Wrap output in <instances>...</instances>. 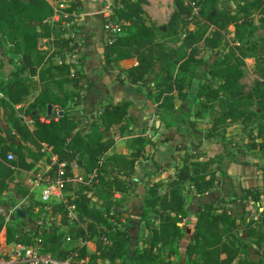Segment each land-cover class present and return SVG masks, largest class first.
<instances>
[{
  "label": "trees",
  "instance_id": "16d2710c",
  "mask_svg": "<svg viewBox=\"0 0 264 264\" xmlns=\"http://www.w3.org/2000/svg\"><path fill=\"white\" fill-rule=\"evenodd\" d=\"M70 1L67 12L82 2ZM54 14L55 7L47 0H0V40L9 46L8 60L13 64L6 76H0V110L5 121L0 125V195L17 186L12 179L14 169H32L45 156V146L66 163V176L70 177L64 184L65 202L52 206L51 212L75 206L83 224L78 235L95 244L93 253L85 245L66 249L62 246L65 232L55 228L40 234L43 249L60 258L76 252L87 256L88 264L98 260L110 264H117V260L119 264H173L170 257L179 252L191 211L192 230L183 248L184 264H264V207L258 216L249 217L254 204L261 200V192L252 181L229 198L242 207L237 218L221 205L223 197L192 201L191 206L184 192L188 186L192 199L210 193L220 177L232 175L227 167L237 164L255 166L264 175V166L243 161L234 152L244 153L246 149L254 158L264 156V35H257L264 29V0H120L115 9L113 18L122 23V34L103 46L101 75L114 72L116 80L138 85L155 74L151 98L157 108L173 110L175 99L185 100L195 76L203 72L206 82L195 88L201 108L196 116L202 117L206 110L213 113L203 138L195 141L178 132L186 139L176 148L183 151L181 164L165 184L157 181L145 188L140 217L149 231V242L136 249L130 248L128 228L114 222L111 208L116 194L124 197L130 191V179L138 161L146 159L150 141L130 134L128 114L133 102L129 99H110L88 128L80 130L82 115L75 108L80 101L72 99L83 90L84 74L75 70L72 76V64L66 62V56L77 53L79 45L67 36L60 22L49 20ZM191 23L194 28L189 30ZM42 39L48 40V48L41 47ZM206 49L217 53L211 61L203 56ZM15 57L18 62L13 61ZM131 58L136 59L134 65L124 69L117 66V62ZM246 59L255 61L252 69ZM34 84L39 87L37 93L27 101ZM65 85L74 90L68 91ZM50 105L58 106L60 113L40 120ZM159 116L166 127L176 126L164 115ZM235 124H241L245 134L224 142L226 130ZM125 136L129 137V152H111ZM208 140L222 141L223 152L206 155L203 147ZM9 152L13 160H7ZM76 154L83 157V171L92 177L94 187L85 181L73 182L70 163ZM93 196L101 201V207L92 204ZM61 215V223L67 225V211ZM3 225L0 215V231ZM238 227L246 240L237 235ZM16 231L15 225L6 226L8 242L15 240ZM251 245L257 249L256 260Z\"/></svg>",
  "mask_w": 264,
  "mask_h": 264
},
{
  "label": "rangeland",
  "instance_id": "374dc122",
  "mask_svg": "<svg viewBox=\"0 0 264 264\" xmlns=\"http://www.w3.org/2000/svg\"><path fill=\"white\" fill-rule=\"evenodd\" d=\"M66 4H68L67 0L53 3L57 10L60 11L63 10L65 7L67 8ZM224 4H229L231 6L234 5L230 1H225ZM119 6L120 0H117L116 3L114 2V0H111L110 3H106L103 10L101 11V32L104 23L103 12L106 9L110 8L111 13L113 14L115 9ZM60 15V23L68 22L71 28H73V31L78 30L79 26L76 24L77 22L74 16L64 17L61 12ZM192 20L194 19L192 18ZM87 22H89V20H87L85 24ZM120 24L122 25L121 22ZM193 28L194 24L191 23L188 25L189 30ZM99 30V26H96V40L94 39L95 37L91 35L92 37H90L88 41H85L84 44L82 43L81 46V53L85 55V72L87 76L85 74L83 75L85 76L81 81V87L83 88V90H81L79 97H74L72 99V101H75L76 98H78V100L80 101V103L75 106V108L80 112L79 114L82 115L80 118L81 131H85L88 128V125L91 120L96 118V116L104 106L99 101L100 99H98V96L100 95L99 93H102V90L99 89L100 86L103 83H106V81L113 79L116 76L114 72L106 73L104 76L101 75L102 73L100 66V57L102 56L103 46L106 43L103 42V32L101 35L98 33ZM228 32L229 37H231L233 35L232 26L228 28ZM257 35H264V29L260 30ZM40 45L42 48H48V40H40ZM8 47L9 46L6 45L4 41L0 40V76L3 77L6 76L13 68V64L8 60L10 56ZM77 53L74 52L73 54L67 55L66 62L72 64L71 67L73 71L79 70L81 72L83 70L82 67L84 66V58L77 57ZM216 55L217 53L215 50L206 49L203 52L204 58H206L208 61H211ZM13 61L18 62V59L15 57L13 58ZM55 62H59V59L55 58ZM246 63L248 67L252 69L255 64V61L251 59H246ZM128 64L129 63H127L126 66ZM95 68H99L100 73L96 74L97 72H95ZM203 75V72H200L195 76L192 83V87L188 88V97L185 100L182 101L177 98L175 99V108L173 110L157 108L156 104L151 98L154 91L153 84L155 74H151L150 76H148L145 83L138 84L137 88L140 90H135V87L131 85V83L130 85L122 86L120 94H118V96L122 97V99H128V97H132V100H134L136 105L139 107L136 109H140L144 112L145 120H140L131 115L137 114L134 108L131 107L129 109L128 117H130V134L143 135L150 141V144L146 147L145 151L146 159H141L140 161H138L135 168V172L133 173L130 179V191L124 197L119 194H116L117 200L113 202V208H111L114 222H116L119 227L128 228L131 239V249L147 246V243L149 242V231L145 228V222L140 217V213L144 203L143 192L145 188L148 187L150 183L157 181L165 184V182L169 181L170 177L174 174L176 166H179L181 164L180 156L181 154H183V151H178L176 150V148L180 146L179 143L183 142V140H185L186 142V139L181 137L178 132L188 134L192 136L193 139L196 141L200 138H203V136L208 132L211 126V123L213 121V113L210 110L203 111V116L200 118L196 116V112L201 108L199 107L198 100L195 97V88L199 83L206 82V80L203 79ZM115 81H117L115 84L118 85L119 81L116 80V77ZM38 88L39 87L37 84L33 85L32 93L27 97V101H30L33 98V96L37 93ZM65 88L70 91L74 90L71 85H65ZM85 90H88L87 98L84 97V93H86ZM89 91H92V93H90ZM91 96L93 97V100H98L94 104V106L91 109H88V107L85 106L82 107L81 104L86 103L87 99ZM148 100L152 102V105L148 103ZM216 109L217 108L215 107V110ZM57 112L58 111H56V108L50 105L42 113L40 120H48L49 118L56 116ZM160 114L164 115V117H166L168 121L176 123V126H178V128H176V126L174 128L166 127L164 125L163 120L159 116ZM0 124H4V115L2 114L1 110ZM244 134L245 131L242 130V125L235 124L230 126L226 130V137L223 141L225 142L227 140H238ZM128 138L129 137L125 136L122 139L118 140L111 152L128 153L129 150L126 147ZM161 141H167L171 143H169V148H166L167 150L161 151V154L159 155L161 157L159 158L160 161L158 163V161H156L154 157L160 152V150L158 149V143H160ZM168 150L172 152V157H170V159H163L168 155ZM203 152H205V154L208 156L221 154L223 152L222 141L214 143L211 140L205 141ZM234 152H237V154L240 155L239 157L243 159V161H246L248 163H257L259 166H264V156L262 158H254L252 156V152L246 149L244 153L236 149H234ZM153 162H155V166L153 165ZM72 165H76L78 167L77 169H75L76 180H74L73 182L85 181L89 183L91 187H94V181H91L92 177L90 175H86L83 171V157L81 155L76 154L74 156V161L72 162ZM227 173L232 174L233 176H227L226 178L220 177L219 183L215 186V188L210 193L205 194L201 197H196L192 199V192H189L188 186H186L184 188V192L186 193L188 204H191L192 201L194 203L203 200H210L211 198H214V196L223 197L224 201L221 202V205H225L226 208H229L232 214L237 218L241 214L242 207L239 203H231L229 201V198L231 194L235 192V190H238L240 188V186L247 187L250 184L249 182L252 181V186L254 188H258L261 192V200L259 203L254 204V207L250 210L249 217L255 218L256 216H258V212L264 207V175L261 174L260 170H257V167L252 165H250V167L243 168V171L240 170L239 167L236 165L231 166L229 168L227 167ZM16 178L18 180L22 179V177L19 176H16ZM163 190L164 187L161 188V192H163ZM23 193L24 192L21 190H18L16 192H7L5 195L0 196V204H3L6 207L13 208L16 204H20L22 198L26 197V195ZM92 204L96 207L102 206L101 201H99L94 196L92 197ZM191 206L193 205L191 204ZM6 214H4V216ZM192 214L193 213L190 211V221L188 225L184 226L185 235L179 242L178 254H174L170 257V261L173 264H184L185 262L183 248L190 239V233L192 230L191 222L193 221ZM70 215L71 216L69 217L67 225H63L61 223V219L57 218L56 220L50 221L46 224L44 223L43 227L35 226L34 229H32V232L36 234L34 235V237L38 236L37 234H41L44 231H51L57 228L58 230H63L65 232L62 244L64 248L70 249L76 245H78L79 247L85 245L87 251L89 253H93L95 250V244H89L90 242L87 243V241H85L83 237H80L78 235L79 232H81L83 229V224L79 221L76 214V210H72L70 212ZM7 216L9 218V213L7 214ZM33 217L34 216L29 213L27 217L28 219L20 220L15 214H13L9 220L10 222L16 224L17 234H19L21 227L26 224L28 225V223L32 220ZM151 217L152 215L149 216V218ZM101 235H103V233ZM237 235L241 236V238H243L244 240L247 239V237L242 234L240 227H238L237 229ZM68 236L69 239L67 238ZM250 250L252 258L256 260L258 258L256 247L254 245H251ZM165 259L167 258L165 257ZM116 262L117 264H119L120 260H117ZM97 264H110V262H108L107 260H98Z\"/></svg>",
  "mask_w": 264,
  "mask_h": 264
},
{
  "label": "built area",
  "instance_id": "2783aa9c",
  "mask_svg": "<svg viewBox=\"0 0 264 264\" xmlns=\"http://www.w3.org/2000/svg\"><path fill=\"white\" fill-rule=\"evenodd\" d=\"M47 1L53 4L58 0ZM57 14H59V11L55 7V15ZM103 15V42L110 44L121 34L122 27L120 22L113 18L110 8L106 9ZM71 75H74L73 70H71ZM59 113L60 111L57 112V114ZM44 151L46 152L45 157L49 158V162L45 168L31 172L28 179V194L18 206V209L22 210L21 205H24V203L26 205L28 202L32 203L30 205L31 214L34 217L28 225L21 227L19 234L15 233V240L8 242L6 233L0 234V264H88L89 258L87 256L80 257L76 252H71L66 258H60L45 251L40 237H34L36 234L32 232L35 226L43 227L44 223L60 218L61 212L53 215L51 209L52 206L64 202V184L65 181L70 179L68 175L66 176V163L61 161L57 155L51 153L45 146ZM13 159L14 155L9 152L7 160ZM62 209L67 211L69 220L70 212L75 210V206L66 205ZM6 219L8 220V217ZM184 223L185 220L183 219L180 224L183 225ZM67 238L69 239V236Z\"/></svg>",
  "mask_w": 264,
  "mask_h": 264
},
{
  "label": "crops",
  "instance_id": "0c3cea01",
  "mask_svg": "<svg viewBox=\"0 0 264 264\" xmlns=\"http://www.w3.org/2000/svg\"><path fill=\"white\" fill-rule=\"evenodd\" d=\"M58 1H65V0H58ZM105 1H106V3H110L111 0H82L81 5L79 7H77L76 10H72V12H67L66 11V7H65L61 11L58 10L59 14H57V15L54 14L49 19L52 22H59L60 18H61L60 12L62 13V15L64 17H67V16L68 17H70V16H74L75 17V20L77 22L76 24L79 26L78 30H74L73 31V28H71V26L69 25L68 22H61V25L67 29V36H70L71 38H73V40L79 45V51L76 54V56L79 57V58L80 57L84 58L83 59L84 60V66L82 67L83 70L81 72L83 74H85L86 76H87V74L85 72V67H86L85 55L81 53V46H82V43L84 44L85 41H88L90 39V37H92V36H94L95 37L94 39L96 40V36H95V35H97V34H95V27L96 26H99L100 30H99L98 33L102 35L100 20H101V11L103 10L104 6L106 5ZM54 3H56V2H54ZM67 3L68 4H66V6L68 7L71 4V1L67 0ZM88 16H90V17H88ZM87 20H89V22H87L85 24V22ZM102 52H103V50H102ZM127 63H129V64L126 66ZM135 63H136V59L135 58L125 59V60H121V61L117 62V66L124 69V68H128V67L134 65ZM99 71H100L99 68H95V72H97L96 74L100 73ZM123 76H124V74L122 73L121 77H123ZM115 77L113 79H110V80L106 81V83H103L104 85L102 84L100 86V88H99V89L102 90V93H99L100 95L98 96L99 97L98 99H100L99 101L101 102L102 105H105L110 99H114V100L122 99V97L118 96V94H120L121 87L131 84L125 79L123 81H119V83L117 85V84H115L117 82V81H115ZM131 85H133L135 87V90H140V89L137 88L138 87L137 84H131ZM68 91H70V90H68ZM87 91L88 90H85L86 93H84L85 94V96H84L85 98H87V96H88V94H87L88 92ZM89 92L92 93V91H89ZM128 99L133 102V106L134 107H132V108H134L135 112L137 113V114H131V115L136 117L137 119L145 120L144 112L142 110H140V109L139 110L136 109V108H139V107L136 105L134 100H132L133 98L132 97H128ZM97 101L93 100V97L91 96L90 98L87 99L86 103H82L81 105H82V107L85 106V107H88V109H91ZM148 103H150V105H152L151 104L152 102L150 100H148ZM21 106H23V103L15 105V108L17 109V108H19ZM51 106H54L56 108V111H59V107L58 106H55V105H51ZM18 115L22 116L21 112H18ZM43 121H47V120H43ZM0 125H4V124H0ZM169 143H171V142L161 141L160 143H158V149L160 150V152L158 153V155H155V157H154L156 159V161H158V163L160 161L159 158L161 156H159V155L161 154V151L167 150L166 148H169ZM170 157H172V152H170L168 150V155L165 158H163V159H167V158L170 159ZM48 162H49V158L47 156L46 157L44 156L30 170H22V169H19V168H15L13 176H12V179L17 184V186L14 189H12V190H9V191H6V192L2 193L1 195H5L7 192H10V191H15L16 192L18 190L23 191L24 192L23 194L27 195L28 194L27 187L29 185L28 179H29V176H30L31 172H33L36 169L45 168V166H46V164ZM42 166H44V167H42ZM236 166H238L239 169L243 171V167L241 165H236ZM77 168L78 167L76 165H72V172H73V175H74L73 181L76 180L75 169H77ZM16 176L22 177V179L18 180L16 178ZM23 199L24 198H22V200ZM31 204L32 203L28 202V204H26V205L25 204L21 205V209L22 210H20V212H21L22 215L17 213V210H19L18 209L19 204H16L13 208L12 207L11 208L10 207H6L3 204H0V215L3 216V224H4L3 227H2V230L0 231V234L3 233V232L6 233V226L7 225H15V227H16V224L10 222V220H9L10 217L13 214H15L20 220L28 219L27 218L28 214L29 213L31 214V206H30ZM6 213L7 214L9 213L8 220L6 219V216H7ZM4 214H6V215L4 216ZM51 214H53V213L51 212ZM55 214H57V213H55ZM55 214H53V215H55ZM60 219H61V215H60ZM15 233H17V231ZM37 235L40 237V233L37 234ZM87 243L94 244L91 241H87ZM80 247H82V246H80Z\"/></svg>",
  "mask_w": 264,
  "mask_h": 264
},
{
  "label": "water",
  "instance_id": "95a60500",
  "mask_svg": "<svg viewBox=\"0 0 264 264\" xmlns=\"http://www.w3.org/2000/svg\"><path fill=\"white\" fill-rule=\"evenodd\" d=\"M17 213H18V214H21L20 210H17ZM21 215H22V214H21Z\"/></svg>",
  "mask_w": 264,
  "mask_h": 264
}]
</instances>
